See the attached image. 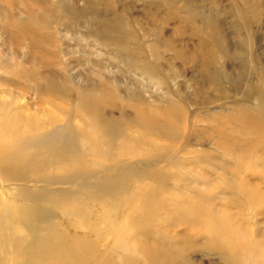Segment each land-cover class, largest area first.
<instances>
[{
	"label": "rangeland",
	"instance_id": "1",
	"mask_svg": "<svg viewBox=\"0 0 264 264\" xmlns=\"http://www.w3.org/2000/svg\"><path fill=\"white\" fill-rule=\"evenodd\" d=\"M30 5L49 17L38 42L17 26ZM263 65L264 0H0V264H151L138 252L143 242L176 247L173 264L231 263L210 225L243 241L235 260L259 264L264 147L234 145L239 154L230 155L216 139L243 143L237 126L249 117L235 109L253 102ZM87 79L106 85L99 110L110 125L140 138L133 117L141 107L173 117V132L152 125L136 155L106 148L85 125ZM66 125L74 149L61 151ZM22 147L43 165L28 180L3 162Z\"/></svg>",
	"mask_w": 264,
	"mask_h": 264
},
{
	"label": "bare ground",
	"instance_id": "2",
	"mask_svg": "<svg viewBox=\"0 0 264 264\" xmlns=\"http://www.w3.org/2000/svg\"><path fill=\"white\" fill-rule=\"evenodd\" d=\"M34 6L30 5L28 8H27V13H26V17H25V20L21 23H17V26L18 28L22 29L23 31H27L28 33L32 34L33 37L30 36V40L31 42H34V41H37L38 37L36 35L37 33V30L40 29V27H49V17L47 16L48 14H43V13H39V12H36L34 9H33ZM40 7V5H39ZM39 9V8H38ZM37 9V10H38ZM40 9L44 10V9H47L48 10V13H49V5H42L40 7ZM43 12V11H42ZM46 12V11H45ZM24 34V33H23ZM211 39L212 41L215 43V46L216 48H218V51L219 53L221 54V56H225V57H228L229 56V47H225L224 44H223V38L221 35H219V33L215 30H212L211 31ZM38 42V41H37ZM36 44V43H34ZM231 50V49H230ZM144 66V65H143ZM250 66V65H248ZM261 71H264V65L263 67L261 68ZM241 74L243 73V71L240 72ZM239 73V76L241 77V74ZM262 73V72H261ZM172 74V73H170ZM230 75L226 73L225 75V78L229 79V81L231 80L234 84V86H237V83L236 81L230 79L229 77ZM241 78H237L235 80H240ZM88 80V79H87ZM88 83V88L84 91V97L82 98L81 100V103L80 105L82 106L83 109H85L88 113V120L86 121V127L89 128L94 134H96L98 140V142H101L99 141L102 140L104 143H105V146L106 148L108 147V149H110V145H112L114 143V146L119 148V147H122L124 150H128L127 148H129V152L131 154H135V152L137 151V153H139L140 149L141 148V145H145V143L149 142V138L146 137V134L148 132H152L151 129L152 128V125L156 124H161L160 126H162L164 128V130L166 131V134L169 135L173 132V129H170L173 125V121H174V118L173 117H167L166 116H162L160 119H156L153 117V115H151V113L144 109L141 108V107H134L135 111H134V117H133V121H135V123L138 125V128L140 129V135L143 137L144 135V138L141 139V136H139L140 138H135V137H132L130 135V133H126V130H122L118 127H116L115 125H110V123L105 119L103 118V116L101 115V112L99 110V107L102 106L101 104L105 103V101L108 98V94L109 92H105L104 88L106 87V85L103 87L101 85V82L97 81V80H88L87 81ZM260 83V84H259ZM258 88H256V92L252 95L253 96V102L250 104V106H245V107H238L237 109H235L236 112H240L241 114H244V115H247V117H249L247 119V121L245 122H241V126H237L238 128V131H240V133L243 135L242 136V139H243V143L242 142H239L235 140L236 139H233L231 137H225V134H219L218 138L216 139V143L219 144V145H222L223 146V152L226 154H230V155H233L234 151L232 148L234 145L236 146H247V148L249 147H255V148H259V147H264V129L262 130H259L261 129V127L257 126V121L255 119H251L252 121H250L249 119L253 116V115H256L258 116L259 118H261L262 120H264V75H260L259 78H258ZM246 89H242V95L241 97L244 98L245 96V93L244 92ZM222 94H224V96H226V93L225 92H222ZM138 97V96H137ZM142 98V97H141ZM167 106V105H166ZM65 107V106H64ZM62 106V108H64ZM170 107V106H169ZM168 108V107H167ZM80 110V109H79ZM156 110V109H155ZM83 111V110H82ZM81 111V112H82ZM79 112V111H78ZM153 112V111H152ZM74 113V112H73ZM154 113V112H153ZM162 113V112H161ZM166 114V111L164 112V115ZM162 115V114H161ZM75 116V114H74ZM67 117V116H66ZM72 118V117H70ZM28 120V119H27ZM27 120H22V121H27ZM68 120V119H67ZM84 120H86V118H84ZM83 120V121H84ZM29 121V120H28ZM132 121V122H133ZM70 122V121H69ZM68 122V123H69ZM24 123V122H23ZM36 123V122H35ZM67 123V124H68ZM13 124V123H12ZM175 124V123H174ZM25 125V124H24ZM33 125H35L33 123ZM39 125V124H38ZM64 125V124H63ZM82 125V124H81ZM18 126V125H17ZM32 126V125H31ZM11 127V126H10ZM85 128V127H84ZM248 128V129H246ZM13 129V128H12ZM63 129V128H62ZM66 130H64L63 132H65L64 134V139L63 141H61V151H64V150H69L70 147L74 144L73 141H74V137L73 136V130H71V126L67 127L66 125ZM124 129V128H123ZM23 130V129H22ZM29 130V129H28ZM1 131V130H0ZM42 131V130H41ZM46 131V130H44ZM73 131V132H72ZM248 132L247 134H245L244 132ZM80 132V131H78ZM83 132V131H82ZM220 131H217V133H219ZM59 133V132H58ZM43 134V133H42ZM3 135V134H2ZM11 135V134H10ZM55 135V134H54ZM58 135V134H57ZM76 135V134H75ZM82 135V134H81ZM90 135V134H88ZM59 136V135H58ZM83 136V135H82ZM92 136V135H91ZM90 136V137H91ZM36 137V136H35ZM80 137V136H79ZM146 137V138H145ZM81 138V137H80ZM95 137H93L94 139ZM22 139V137L20 138ZM58 139V138H57ZM91 139L90 138V143H91ZM96 139V138H95ZM237 139H240V138H237ZM76 140V139H75ZM81 140V139H80ZM94 141V140H93ZM82 142H83V139H82ZM86 143V141H84ZM95 142V141H94ZM118 142V143H117ZM79 143H81V141H79ZM236 143H239V145H237ZM84 144V143H83ZM82 145V143H81ZM102 145V144H101ZM148 145H150L148 143ZM75 146V145H74ZM231 146V147H229ZM101 147V146H100ZM127 147V148H126ZM72 148L74 149V147L72 146ZM105 148V149H106ZM227 148V149H226ZM240 148V147H239ZM246 148V149H247ZM55 148H53L54 150ZM51 150V151H53ZM57 150V149H56ZM81 150H83L81 148ZM85 150V149H84ZM242 151H245V149H240ZM70 151V150H69ZM76 151V150H75ZM105 151V150H103ZM118 151V150H117ZM72 152V151H71ZM88 152V151H87ZM36 153V152H35ZM53 153V152H52ZM56 153V152H54ZM62 153V152H61ZM123 153V152H121ZM142 153V152H141ZM238 153V152H236ZM72 154V153H71ZM104 154L106 155V153L104 152ZM239 154V153H238ZM244 154V153H243ZM17 155V154H16ZM15 155V156H16ZM40 155V154H39ZM77 155V154H75ZM82 155V154H81ZM103 155V153H102ZM110 155V154H108ZM136 155V154H135ZM241 155V154H240ZM74 156V155H73ZM72 156V157H73ZM140 156V155H139ZM242 156V155H241ZM38 154H30L28 152H25V150L22 149L19 151L18 155L16 156V159L14 160H9L10 158H8L7 160L3 161L4 163H12L13 165H11L12 167L16 166V168H14L18 175H19V178L21 180H28V179H32L34 178L37 174L38 171L42 170L43 169V165L42 163H36V162H40L39 161V158H38ZM106 157V156H105ZM110 157V156H109ZM68 158V157H67ZM53 159V158H52ZM72 159V158H71ZM76 159V158H75ZM82 159V158H81ZM45 160V159H44ZM49 160V159H48ZM77 160V159H76ZM259 160V159H258ZM68 161V160H67ZM75 161V160H74ZM84 161V160H83ZM82 161V162H83ZM257 161V160H256ZM14 162V163H13ZM77 162V161H76ZM86 163V162H85ZM95 163V162H94ZM93 163V164H94ZM68 164V163H67ZM108 164V163H107ZM49 166V165H48ZM67 166V165H66ZM79 166V165H78ZM97 166V165H96ZM106 166V164H105ZM108 166V165H107ZM82 167V166H81ZM102 167V165H101ZM104 167V166H103ZM27 168V170L29 171H25V169ZM95 168V167H94ZM51 169V168H50ZM59 169V168H58ZM109 169V168H108ZM21 170V171H20ZM56 170V169H55ZM95 170V169H93ZM110 170V169H109ZM22 171H25V172H22ZM46 171V170H45ZM44 171V172H45ZM49 171V170H48ZM57 171V170H56ZM55 171V172H56ZM64 171V170H63ZM47 172V171H46ZM60 172V171H59ZM88 179V178H87ZM3 181V179H1ZM106 183L109 182L108 180L105 181ZM67 183V182H65ZM64 183V184H65ZM72 183V181H70V184ZM95 185V184H94ZM113 185V184H111ZM93 187V185H92ZM91 187V189H92ZM124 188V187H123ZM121 189V188H120ZM94 191L92 190H82V192H87L89 191L90 192H95V189H93ZM1 191V190H0ZM3 191V190H2ZM6 191V190H5ZM116 191V190H115ZM121 190H119L120 192ZM97 192V191H96ZM117 192V191H116ZM9 193V192H7ZM106 194V192H104ZM114 193V191H113ZM112 193V194H113ZM14 194V192H13ZM65 194V192L63 193ZM61 194V195H63ZM87 194V193H86ZM85 194V195H86ZM93 194V193H91ZM108 194V192H107ZM78 196V194H76ZM94 195V194H93ZM110 195V194H109ZM69 196V195H68ZM106 196V195H105ZM108 196V195H107ZM248 198H251L250 196L246 195ZM64 197V196H63ZM62 197V198H63ZM67 197V196H66ZM75 197V196H73ZM82 197V196H81ZM95 197V196H94ZM7 198V197H6ZM90 198H93V197H90ZM107 198V197H106ZM247 198V199H248ZM74 199V198H73ZM76 201L78 200V197L75 198ZM81 199V198H80ZM109 199V198H108ZM107 199V200H108ZM72 200V199H70ZM95 200V199H93ZM106 200V199H105ZM81 201V200H80ZM8 202V200H7ZM128 202V201H127ZM120 203V201H119ZM122 203V202H121ZM1 204H2V207L4 208L5 206H7L6 202H5V199H4V196L3 194L0 193V207H1ZM9 207H11L12 204H8ZM78 205V204H77ZM15 206V205H13ZM18 206V205H17ZM2 210V208H1ZM67 210V209H65ZM5 211V210H4ZM18 211V210H17ZM78 211V210H77ZM191 211V210H190ZM194 211V210H193ZM201 211V210H200ZM199 211V212H200ZM3 212V211H1ZM15 212V211H13ZM192 212V211H191ZM197 212V211H195ZM197 212V213H199ZM22 212L20 211V214ZM196 213V214H197ZM201 213V212H200ZM4 214V213H3ZM7 215V213H5ZM24 214V213H23ZM67 214V213H66ZM79 214V213H78ZM2 215V214H1ZM6 215L4 218H6ZM74 215V214H73ZM28 217V216H27ZM83 217V214L82 216ZM3 218V219H4ZM8 218V217H7ZM10 219H14L15 218V214L14 215H11L9 217ZM43 219V218H42ZM46 221V220H45ZM47 225V224H46ZM44 225V226H46ZM5 225H2L1 227H3ZM43 226V225H41ZM51 226V225H50ZM55 226V225H54ZM53 226V227H54ZM6 227V226H5ZM48 227V226H47ZM209 227H211V232L214 233V235L216 234L218 237H219V243L222 245L223 248V252H225L227 254V258L229 257V259H232L231 260V263L229 262L228 264H241L238 260H235V257L238 255L237 253H239L240 249L241 248V244L243 243V241L239 238H232V236L230 235V232L227 230V231H220L218 229H215L212 227V225H210ZM55 228V227H54ZM53 228V229H54ZM219 228V227H218ZM19 229V227H18ZM49 230V228H47ZM46 229V230H47ZM20 230V229H19ZM54 231V230H53ZM236 231V230H235ZM18 232V231H17ZM147 232V231H146ZM1 233V232H0ZM20 235H21V232H19ZM18 233V234H19ZM60 233V232H59ZM241 233V232H240ZM238 234V233H237ZM7 234H5V237H6ZM48 235V233H47ZM2 236V235H1ZM7 238V237H6ZM44 238V237H42ZM26 239V238H25ZM46 239V238H45ZM43 239V240H45ZM42 240V239H41ZM8 241V240H7ZM6 241V242H7ZM41 242V241H40ZM49 242V241H48ZM5 243V242H4ZM142 243V242H141ZM144 243V244H143ZM142 244H140V246L138 247V252L140 253H143L144 254V257L151 263V264H173V258L171 257L170 253H171V249L173 248H176V247H171V248H168L166 246V244L164 245L163 248H161V250L159 249H156L155 247H153L154 245H151L149 242H143ZM154 243V242H153ZM8 244V243H7ZM37 244V243H36ZM247 244V243H246ZM4 245V244H3ZM2 245V247H3ZM10 245V244H9ZM8 246V245H7ZM47 246V245H46ZM19 247V246H18ZM51 248V246H49ZM264 247V246H263ZM9 249V247H8ZM63 250V248H61ZM60 249V250H61ZM10 250H11V247H10ZM35 250V249H34ZM38 250V249H37ZM44 250V249H43ZM246 250V249H245ZM263 250V249H262ZM262 250H261V253H262ZM2 251V249L0 250ZM42 251V250H41ZM58 251V250H57ZM65 251V250H64ZM62 251V252H64ZM49 252V250H48ZM69 252V251H68ZM184 252V251H183ZM1 253V252H0ZM9 253V252H8ZM11 253V252H10ZM9 253V255H11ZM36 253V252H35ZM67 253V252H66ZM31 256H32V253H30ZM60 254V252H59ZM70 254V253H69ZM68 254V255H69ZM264 254V253H263ZM37 255V253H36ZM39 255H40V252H39ZM244 255V254H242ZM67 256V255H66ZM8 257V256H7ZM35 257V256H34ZM38 257V256H37ZM36 257V258H37ZM43 257V256H42ZM42 257L39 259V260H42ZM48 257V255H47ZM71 257V256H70ZM262 257V256H261ZM35 258V259H36ZM247 258V257H246ZM31 259V261L33 260L32 258H29ZM28 259V260H29ZM45 259V258H44ZM252 259H254V261L251 262V260H249L247 263H253L255 262L256 258L252 257ZM9 260V259H8ZM12 260V259H11ZM240 260V259H239ZM30 261V263H31ZM35 261V260H34ZM33 261V262H34ZM184 261V260H183ZM56 262V261H55ZM54 260H53V263L52 261L50 262L51 264H61L60 262L58 263H55ZM28 263V264H30ZM37 263V262H36ZM41 263V262H40ZM38 263V264H40ZM244 263V262H243ZM259 264H264V259H261L260 261L258 260ZM35 264V262H34Z\"/></svg>",
	"mask_w": 264,
	"mask_h": 264
}]
</instances>
